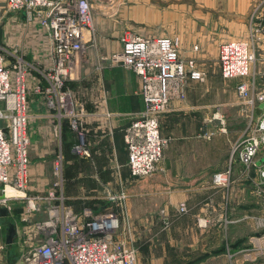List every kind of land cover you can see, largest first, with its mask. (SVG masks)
<instances>
[{
  "label": "crops",
  "instance_id": "0c3cea01",
  "mask_svg": "<svg viewBox=\"0 0 264 264\" xmlns=\"http://www.w3.org/2000/svg\"><path fill=\"white\" fill-rule=\"evenodd\" d=\"M129 1L128 9H123L118 16L121 21L128 20L132 26L120 24V20L101 21L103 17L96 20L94 17L93 28L86 35L88 50L81 57L75 79L68 82L76 92L82 77L87 81L84 77L102 68L105 85L102 107L100 112L87 115L91 121L88 119L86 122L100 123L103 128L97 130L98 134L86 130L93 154L88 159L78 156L73 150L78 135L69 120H60L57 110L48 107L45 97L36 89L37 85L41 89L48 86L45 73L53 65L46 33L37 21L28 19L24 13H16L9 27L5 22L3 45L9 51L18 48L23 54L31 65L30 85L35 87L29 94L31 187L38 192L48 189L54 159L61 152L66 164L68 205L81 213H99L105 208L104 201L91 193L104 183L115 186L121 176L130 177L124 129L139 117L145 108V101L139 75L122 64H110L102 58L121 50V36L126 30L176 37L183 58L216 59V68L209 70L203 65L206 80L202 83L189 81L186 99L170 102L161 123V133L168 139L161 169L152 179L144 182L143 191L142 184L135 185L134 195L128 201V217L132 224H145L148 217L144 214L150 201L154 206L160 204L169 214L173 213L167 219L170 226L162 229L158 237V246L151 243L155 238L145 237L140 256L146 258L144 254L151 255L152 258L147 259L148 264H243L238 256L233 257L235 252L229 247L233 237L228 225L234 221L225 217L174 213L181 203L190 209L198 206L204 190L211 191L212 177L216 173L233 166L234 174H239L238 159L232 162L230 151L235 135L240 132L242 123H246V107L238 92L244 80L236 82L238 78H235L226 79L231 84L223 82L225 80L220 76L218 65L219 45L248 36V16L252 4L258 0ZM257 53L258 59L251 72L257 75L259 68L257 80L260 90H264V73L261 71L264 68V44L257 49ZM12 60L9 55L8 63ZM258 107L255 114L259 119L264 116V110L259 114ZM105 128L110 131L109 134H103ZM27 188L24 193L28 192ZM79 193L80 197H77ZM8 207L7 204L2 206L8 212L7 215H0V224L5 226L0 230V264H21L24 244L27 247L31 243L28 241L33 240L36 234L30 233L29 228L27 237L26 227L12 218L13 212ZM43 211L33 216L42 215ZM11 224L16 228V237L13 242H8ZM204 224L207 226L201 227ZM155 255L158 256L153 257Z\"/></svg>",
  "mask_w": 264,
  "mask_h": 264
},
{
  "label": "built area",
  "instance_id": "2783aa9c",
  "mask_svg": "<svg viewBox=\"0 0 264 264\" xmlns=\"http://www.w3.org/2000/svg\"><path fill=\"white\" fill-rule=\"evenodd\" d=\"M91 1L8 0L12 11L37 21L47 35L53 65L45 73L48 86L41 89L37 85L36 89L45 97L47 106L57 110L60 120H69L78 135L73 150L82 158L92 154L87 131L78 125L88 113L68 82L75 79L81 57L88 50L84 30L94 20ZM251 25L250 40L232 39L220 44L219 61L224 79L246 77L251 73L257 61V42L264 39V0H259L254 7ZM121 44V50L104 61L122 64L141 79L146 109L142 118L133 122L125 133L131 172L141 177L155 170L168 144V139L160 132L161 116L168 111L171 101L186 99L190 80L203 82L206 74L193 58L181 57L178 39L128 30L122 34ZM9 55L13 57L11 63L7 61ZM30 71L31 65L18 48L9 51L0 45V183L7 192L9 188L25 191L29 184ZM238 92L247 107H251L249 115L253 120L258 103L264 102V92H256L255 83L248 82L241 83ZM261 122L264 128V118ZM253 140L243 148L237 144L233 151L240 150V159L248 166L254 162L258 151L259 141ZM65 165V157L60 152L54 161L56 181L47 197L50 217L31 225L30 233L36 234L40 241L31 240L30 248L21 256V264H139L135 248L121 236V211L112 208L99 213H77L66 203V198L56 195L65 189ZM229 175L230 171L220 173L216 179L227 181ZM19 196L28 198L26 193ZM118 199L116 194L111 196L116 205L125 202ZM42 200L40 196L29 199L30 214L43 210ZM5 205L0 201V206ZM180 209L185 212L187 207L182 205Z\"/></svg>",
  "mask_w": 264,
  "mask_h": 264
},
{
  "label": "rangeland",
  "instance_id": "374dc122",
  "mask_svg": "<svg viewBox=\"0 0 264 264\" xmlns=\"http://www.w3.org/2000/svg\"><path fill=\"white\" fill-rule=\"evenodd\" d=\"M258 1L252 4L248 16V24L250 29L248 36L246 38H238V39L250 40L251 38L250 33L252 26L251 25L252 11L254 7L258 4ZM91 2L93 5V17H95V20L97 17H103L101 21L104 20L111 22L112 20L121 21L120 16L123 9H128L130 4L129 0H92ZM95 13L97 15H95ZM118 14L120 16H118ZM15 16L17 15L14 11L10 9L8 0H0V22L5 21L7 27H9V24L13 23ZM125 23L126 25H130L129 21L126 19L120 22V24H125ZM174 39H178V38L175 37ZM257 44H258V48L264 44L263 37L261 40L257 42ZM178 50H179V46H178ZM109 56L110 55H104L102 59H106ZM256 59H258L257 51H256ZM193 60L195 61L197 67L200 68L201 70H204L203 65L208 67L209 70H213L216 68V64H215L216 59H214L213 61L208 59L204 60V58L200 60L194 57ZM218 62H219L218 65H220L219 59ZM108 63H110V61ZM257 71H258V73L256 72L257 75L253 71L246 77H239L238 80H236V82L242 79L244 80V82L250 81L249 82L250 85H252V83H255L256 92H264V90H260L258 84L259 81L257 80V78L259 77V68H257ZM261 71L264 73V68ZM220 72H221V67H220ZM102 73L103 71L101 68L100 70H95L94 72H91L86 77H84V79L87 81L82 80L83 79L82 77V79L80 80L82 83H80L76 87L77 88L76 92H74L76 94L77 100H80L79 102H81L82 104L84 103V109L86 113L88 112V115L100 112L101 110L102 89L105 88L104 81L102 79ZM220 76H222V72ZM262 77H264V74H262ZM224 80L225 81L223 82L226 83L231 82V81L227 82L226 79ZM191 81L193 80H190V82ZM30 86H31L30 91L33 88H35L32 86V84ZM103 100L105 99L103 98ZM242 101H243V105L246 107V119H245L246 123H242V128L239 129L240 132L238 133V135H235L234 142L230 151L232 162L238 159L237 162L239 163V165L237 169L239 171V174L236 176L234 174L233 166H230L226 171L220 172V173H225L230 171L228 180L217 181L216 175L220 173L219 172L216 173L212 177L213 186H211L210 188L211 191L208 192V190L206 189L204 190L205 194L202 195L198 206H196L193 209H190L189 207H187L185 203H181L179 205V208H177V212L174 214L180 215L186 213V214H193L196 216H205V217L217 216V217H225L228 220H231L232 222L234 221V223L228 225L229 232L232 234L233 237L229 245L230 248H233L232 251L235 252L233 257L238 256V259L242 261L243 264H264V175H263L264 128H261V123H262L261 121L264 118V116H260L258 119L256 114H254V118L253 120H251L250 118L251 115H249V110H251V107L250 106L247 107V105L244 102V99H242ZM145 109H146V102H145L144 110L141 112L139 117L137 116L138 118L135 119L133 122L142 118V113L145 111ZM166 113L167 110L160 118V132H161L162 119L166 115ZM88 119L89 121H91V119L88 118L87 116H83L81 118L80 123H78L79 126L81 125V129L84 130L88 129L89 131L92 130L93 132L96 133L103 128L100 123H89V121L86 122ZM87 125L89 127H87ZM129 126L130 125H128V127ZM128 127L124 129L125 130L124 138H125L126 129ZM29 131H30V127H29ZM103 131L105 132V133L103 132V134L110 133V131H107V128L103 129ZM240 133H242V135L239 137ZM253 138L258 139L259 141L258 151L256 153V156L254 157V162L250 166H248L241 161L239 156L240 150H237L235 153L233 151H234V147L237 144H239L240 147L243 148L244 145L247 144L248 142H253L254 141ZM125 146H126V150L128 151L127 167L131 174L130 177L124 178L121 176V178L117 180L118 182L115 186H111L108 183H104V185H102L100 189H97L95 192L91 194L92 196H96L99 199L103 200L104 203L106 204L105 208L102 211H106L112 208L121 211L123 217L122 218L123 232L121 236H123V238L127 240L129 245L132 244V246L135 248L138 254V263L148 264L147 259H151L152 258L151 255L150 257H148L147 253L144 254L146 258H141L140 256L141 251L143 249V244H145V239H146L145 237L155 238L154 240L152 239L153 241L151 243L158 246L159 245L158 237L160 233L163 232L162 229L166 230L170 226V224L167 223V219L169 218V215H172L173 213L169 214V212L160 204H158V206L156 205L154 206L153 201H150L148 202L147 205L148 208L146 209V213L144 214L147 215L148 217L147 220L145 221L146 223L144 224L143 222H141V224L137 223V225L132 224V222H130V219L128 217V201L130 196L134 195L133 189L135 188V185L142 184L141 189L143 191L144 182L152 179L153 176L156 175L158 171H160L161 163L164 156H162L155 170L151 174L141 177L134 176L129 166L130 152L127 144ZM163 155H164V151H163ZM92 156L93 154H91V156L84 158L88 159L91 158ZM31 161L32 159L30 157V163ZM29 176L30 178H29L28 186L29 185L30 186L27 188L28 192L26 191L28 198H21L19 196V195H24L23 191H21L23 192L22 194L20 193L19 195L14 196L16 191L9 189V194H8L7 191L3 190V184L0 183V186L2 187L0 191V201L5 202L7 205H9L11 212H13L12 218L20 221V226L26 227L27 233L29 231V228L35 221L47 220L50 217L48 212L50 209V200L47 199V197L49 195L50 190L53 188V184L56 181V177L54 175V167H53L52 180L48 189L46 191L38 192V191H34L31 187L33 181V176L31 175V172ZM65 178L67 179L66 175ZM10 191H12V193ZM113 194H116L119 197L118 200L121 201L124 200L125 202H123L121 205H116L111 200V196ZM56 195L61 198H66V203H68V195L65 189L63 191L57 192ZM38 196L43 198L41 203L44 211L42 215H38L34 217L33 215H35V213L30 214L28 211V206H29L28 202L29 199H31L32 197L35 198ZM77 197H80V193L79 195H77ZM142 197H144V195H142ZM182 205H185L187 207V210L185 212L181 211L180 209ZM37 213L38 212H36V214ZM77 213H81V212H77ZM153 218L154 220L152 221ZM134 226L135 227L137 226V231L135 230ZM206 226L207 224H204L201 227H206ZM4 227L2 224H0V230ZM26 235L28 237L29 233ZM33 241L38 242L40 240L34 237ZM28 242L31 243H29L27 247L24 244V247L22 249V254L30 248L32 241L30 240ZM156 256L158 255H155L153 257Z\"/></svg>",
  "mask_w": 264,
  "mask_h": 264
},
{
  "label": "water",
  "instance_id": "95a60500",
  "mask_svg": "<svg viewBox=\"0 0 264 264\" xmlns=\"http://www.w3.org/2000/svg\"><path fill=\"white\" fill-rule=\"evenodd\" d=\"M4 26H5V21L0 22V45H3L4 43ZM264 109V102H262L259 107H258V113L260 114L262 110ZM8 209L0 207V215H7ZM9 235H8V242H13L16 237V228L13 224L10 225L9 227Z\"/></svg>",
  "mask_w": 264,
  "mask_h": 264
},
{
  "label": "bare ground",
  "instance_id": "6f19581e",
  "mask_svg": "<svg viewBox=\"0 0 264 264\" xmlns=\"http://www.w3.org/2000/svg\"><path fill=\"white\" fill-rule=\"evenodd\" d=\"M94 22V21H93ZM93 28V23L91 24V26L88 28V29H85L84 31V34H85V38H84V40H85V42H86V35H87V33L89 32V29H92ZM9 189H11V190H13L12 188H9ZM9 189H8V194H9ZM14 191H16V190H14ZM22 194L23 192H18V191H16V193L15 194ZM6 204V203H5Z\"/></svg>",
  "mask_w": 264,
  "mask_h": 264
},
{
  "label": "trees",
  "instance_id": "16d2710c",
  "mask_svg": "<svg viewBox=\"0 0 264 264\" xmlns=\"http://www.w3.org/2000/svg\"><path fill=\"white\" fill-rule=\"evenodd\" d=\"M65 169H66V165H65ZM66 182H67V179H66ZM77 212V211H76Z\"/></svg>",
  "mask_w": 264,
  "mask_h": 264
}]
</instances>
